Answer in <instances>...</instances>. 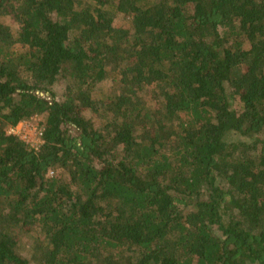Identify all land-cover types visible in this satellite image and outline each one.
Listing matches in <instances>:
<instances>
[{
  "label": "trees",
  "instance_id": "obj_1",
  "mask_svg": "<svg viewBox=\"0 0 264 264\" xmlns=\"http://www.w3.org/2000/svg\"><path fill=\"white\" fill-rule=\"evenodd\" d=\"M0 264H264V0H0Z\"/></svg>",
  "mask_w": 264,
  "mask_h": 264
},
{
  "label": "rangeland",
  "instance_id": "obj_2",
  "mask_svg": "<svg viewBox=\"0 0 264 264\" xmlns=\"http://www.w3.org/2000/svg\"><path fill=\"white\" fill-rule=\"evenodd\" d=\"M3 23L5 25H8L10 28L15 27L13 21L10 18H5L3 19ZM122 17H117L115 19V24H122ZM103 86H106V84H104ZM87 115V114H86ZM40 119L39 118H35L30 122H26V125H20L19 126V137L22 141H24V139L28 140L29 143H32V145H34V148H36L37 145V141H38V133H39V129H38V123H39ZM31 144H29L30 147H32ZM31 243L30 239H26V244L25 246H29ZM25 251V250H24Z\"/></svg>",
  "mask_w": 264,
  "mask_h": 264
},
{
  "label": "built area",
  "instance_id": "obj_3",
  "mask_svg": "<svg viewBox=\"0 0 264 264\" xmlns=\"http://www.w3.org/2000/svg\"><path fill=\"white\" fill-rule=\"evenodd\" d=\"M20 125H26L25 123H22V124H19L17 127H15L14 129H11L10 130V133H12V134H14V135H16V136H20L19 135V126ZM41 136H42V133H41V131L39 130V133H38V141H37V145H36V148L37 147H39L41 144H42V141H41ZM20 138V137H19ZM24 142L26 143V144H31L32 145V143H29V141L28 140H26V139H24ZM32 148H34V145H32ZM35 148V149H36Z\"/></svg>",
  "mask_w": 264,
  "mask_h": 264
}]
</instances>
